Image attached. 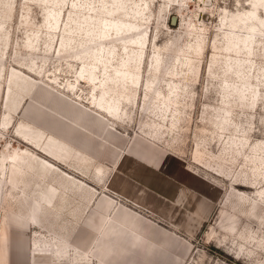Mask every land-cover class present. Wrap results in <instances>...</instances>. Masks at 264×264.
Listing matches in <instances>:
<instances>
[{
	"label": "rangeland",
	"instance_id": "1",
	"mask_svg": "<svg viewBox=\"0 0 264 264\" xmlns=\"http://www.w3.org/2000/svg\"><path fill=\"white\" fill-rule=\"evenodd\" d=\"M263 10L264 0H0V252L18 228L40 234L29 215L68 197L63 221L80 216L130 170L150 199L170 201L179 168L180 207L201 222L186 217L188 231L105 195L206 254L192 264H264Z\"/></svg>",
	"mask_w": 264,
	"mask_h": 264
},
{
	"label": "crops",
	"instance_id": "2",
	"mask_svg": "<svg viewBox=\"0 0 264 264\" xmlns=\"http://www.w3.org/2000/svg\"><path fill=\"white\" fill-rule=\"evenodd\" d=\"M128 173L133 172L130 170L121 174L119 181L107 184L106 191L103 192H112L135 207L153 215L159 214V218L168 224L165 225L168 230L175 234L188 231L183 223L188 216L193 218L195 224L198 222V226L201 225L196 211L187 213L180 207L186 195L185 172L177 168L176 174L171 175L174 178L172 186L182 190L179 193L177 189L169 188L171 202L158 199L156 195L155 198L151 197V201L146 189L139 186L140 176L135 178V184L128 179L132 177ZM155 188L159 189L156 186ZM105 194L96 192L89 196V192L78 193V198L82 200L89 196L87 199H90V202L87 206L85 202L82 203L80 216L74 217L73 214L65 218V222L63 209L58 207L57 201H68L69 198H57L55 208L59 212L43 208L37 218L39 235L18 228L23 237L18 239L17 243H11V240L6 243V249L0 252V264H192L201 263L207 258L204 253L193 255V243L182 242L175 234L123 205L117 207L115 200ZM193 198L194 203L197 200V205L200 202L198 200L202 201L198 195H193ZM167 204L171 205L173 212L161 214L159 209L162 210L161 207ZM50 233L65 236L68 243H42ZM34 238H37L39 243H32ZM85 244H89L88 247ZM90 258H93L92 261Z\"/></svg>",
	"mask_w": 264,
	"mask_h": 264
},
{
	"label": "bare ground",
	"instance_id": "3",
	"mask_svg": "<svg viewBox=\"0 0 264 264\" xmlns=\"http://www.w3.org/2000/svg\"><path fill=\"white\" fill-rule=\"evenodd\" d=\"M252 7H253V6H252ZM263 11H264V10H263ZM245 16H246V15H245ZM263 19H264V18H263ZM263 23H264V21L261 22V25H263ZM251 39H252V38H251ZM243 43H244V42H243ZM244 44H245V43H244ZM49 156H51V155H48V157H49ZM45 165H47V167L49 166L48 164H45ZM3 167H4V163H1V164H0V169H1V171L3 170ZM0 179H4V177H2V178H0ZM1 181H2V180H0V185H1ZM4 183H5V182H4ZM4 196H5V194H4ZM96 205H97V204H96ZM97 210H98V209H97ZM101 212H102V210H101ZM106 217H107V216H106ZM28 219H29V221L32 222V224H34L35 226H39V225H38V222H37L38 220H37V218H35V215H34V214L29 215V216H28ZM4 227H5V226H4ZM169 227H170V226H169ZM149 228H150V227H149ZM178 229H179V228H178ZM158 231H159V230H158ZM93 232H94V231H93ZM93 232H92V233H93ZM138 235H139V234H138ZM85 236H86V235H85ZM84 238H85V237H84ZM87 238H88V236H87ZM87 238H86V240H87ZM44 239H45V238H44ZM47 239H48V238H47ZM55 240H56V239H55ZM88 240H89V239H88ZM91 240H92V239H91ZM74 241H75V240H74ZM43 243H44V242H43ZM53 243H68V242L61 238V239H57V240H56L55 242H53ZM87 243H88V241H87ZM90 243H91V242H90ZM90 243H89V244H90ZM89 244H88V245H89ZM85 245H87V244H85ZM88 245H87V247H88ZM85 247H86V246H85ZM95 247H96V246H95ZM42 248H43V247H42ZM45 248H46V247H45ZM52 248H53V247H52ZM56 248H57V247H56ZM43 250H44V249H43ZM64 250H65V249H64ZM173 250H175V249H173ZM44 251H45V250H44ZM52 251H53V250H52ZM52 251H51V253H53ZM77 251H78V250H77ZM85 251H86V249H85ZM85 251H84V252H85ZM72 252H75V251L72 250ZM42 253H43V251H42ZM67 253H68V252H67ZM81 253H83V252H81ZM51 255H52V254H51ZM60 255H61V254H60ZM60 255H59V256H60ZM70 255H71V253H70ZM91 255H92V253H91ZM88 256H89V255H88ZM98 256H100V255L98 254ZM102 257H103V256H102ZM75 258H76V257H75ZM61 259H63V258H61ZM71 259H72V258H71ZM90 259H91V258H90ZM92 259H93V258H92ZM92 259H91V261H92ZM97 259H98V258H97ZM68 260H69V259H68ZM98 260H99V259H98ZM87 261H88V260H87ZM72 262H73V260H72ZM103 262H104V261H103ZM105 263H106V262H105ZM91 264H92V263H91Z\"/></svg>",
	"mask_w": 264,
	"mask_h": 264
},
{
	"label": "water",
	"instance_id": "4",
	"mask_svg": "<svg viewBox=\"0 0 264 264\" xmlns=\"http://www.w3.org/2000/svg\"><path fill=\"white\" fill-rule=\"evenodd\" d=\"M177 16H172L171 19H170V25L171 26H175L177 24Z\"/></svg>",
	"mask_w": 264,
	"mask_h": 264
}]
</instances>
